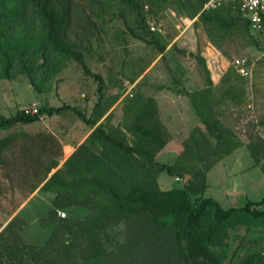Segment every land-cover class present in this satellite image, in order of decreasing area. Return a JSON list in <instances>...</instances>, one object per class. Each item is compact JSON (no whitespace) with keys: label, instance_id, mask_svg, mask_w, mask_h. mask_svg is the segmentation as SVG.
<instances>
[{"label":"trees","instance_id":"1","mask_svg":"<svg viewBox=\"0 0 264 264\" xmlns=\"http://www.w3.org/2000/svg\"><path fill=\"white\" fill-rule=\"evenodd\" d=\"M207 1L0 0V80L25 75L35 92L46 94L61 82L59 75L72 60L98 82L99 94L89 116L68 105L42 106L34 114L23 109L8 117L0 113V132L64 111L74 112L92 129L61 165L62 145L52 133L19 131L0 138V165L5 164L4 153L19 142L20 163L37 179L29 194L37 189L53 194L51 208L38 220L41 227L52 228L46 241L26 243V223L15 215L0 231V264H264V193L259 201L227 208L205 196L209 171L242 145L211 112L205 59L195 55L206 88L177 90L189 97L203 129L191 131L171 165L155 159L170 140L155 100L139 89L132 91L113 125L114 112H107L118 96L103 99L109 83L85 61L84 44L103 30V6L110 3L122 7L120 15L125 10L133 14V39L156 47L160 60L167 59L166 45L150 31L147 16L155 18L170 6L178 17L194 20L192 26L217 50L232 38L259 46L236 2L203 10ZM259 32L264 34V19ZM235 83L245 84L246 78L228 68L220 80L221 99L241 102ZM260 125L264 128V119ZM249 138L246 147L254 166L264 172V140ZM163 172L188 179L182 187L162 190L158 177ZM72 208L83 215L57 214Z\"/></svg>","mask_w":264,"mask_h":264},{"label":"rangeland","instance_id":"2","mask_svg":"<svg viewBox=\"0 0 264 264\" xmlns=\"http://www.w3.org/2000/svg\"><path fill=\"white\" fill-rule=\"evenodd\" d=\"M121 8L115 3L104 5L103 30L84 44L87 66L92 72L99 74L105 83H109L102 90L103 97L121 91L122 94L126 92L128 96L133 89L130 80L141 72L137 80L140 83L135 85L133 92L139 89L144 94H150L149 88L155 84H168L178 88V84L170 83L171 77L185 75L191 78L200 77L201 73L197 67L195 55L202 56L205 53L209 66L213 70L219 66L220 68L224 66L226 69L233 68L232 64L236 59H246L249 77H246L245 85L248 92L257 97L256 110H262L264 104L260 100L264 96V34L262 32L254 34L259 44L258 47L247 45L238 38H232L224 43L220 50L216 49L218 54L206 41L199 27L190 25L184 32V24L170 6L160 11L155 18L147 16L148 25L152 24L161 30V33L155 32V34L159 35L161 42L166 45V49L168 48L165 52L167 59L160 60L156 47L147 46L133 39L130 28L134 27V16L125 9L123 15H120ZM144 10L147 11L148 7ZM93 20L98 28H101L100 22L95 18ZM206 47H208L207 50ZM214 53L217 55L216 58ZM154 61L156 64L153 66ZM143 76L144 79L141 80ZM59 78L61 82L46 94L35 92L25 75L13 81L0 80V113L8 117L19 109L32 111L42 106L68 105L87 116L99 97L98 82L86 76L72 60L67 62ZM121 105L122 101L112 120L115 124L120 120ZM252 111L248 109L246 112V115L252 116L248 117L250 123L255 120L253 116L256 113L253 114ZM82 127L85 128L83 121L74 112L64 111L50 118L42 116L38 122L33 124L14 126L7 131L0 132V138L19 131L30 135L46 132L54 133L53 135L63 145L79 140L76 135ZM180 139L181 136L178 141ZM19 144V142L16 143L11 152L4 153L5 164L0 165V231L16 214L20 205L30 197V188L37 180L32 170L29 171L21 165ZM68 150L67 148L66 151ZM159 160L162 161V158L160 157ZM187 179L188 176H183L179 181L174 182L166 172L160 175V180L167 183L163 184V189L182 187ZM209 184L210 188L205 191V196L213 197L225 208L239 207L246 201L261 199L264 193V172L258 166H254L249 155L237 160L234 156H230L213 167L209 175ZM235 190L236 194L233 193ZM225 192H231L232 195H226ZM39 196H44V194ZM40 199L42 198L32 199L19 215V218L26 220L28 224L22 232V238L32 244H43L51 232V227H41L37 221V218L48 209V203ZM63 212L66 213V217L83 215L82 211L78 210Z\"/></svg>","mask_w":264,"mask_h":264},{"label":"crops","instance_id":"3","mask_svg":"<svg viewBox=\"0 0 264 264\" xmlns=\"http://www.w3.org/2000/svg\"><path fill=\"white\" fill-rule=\"evenodd\" d=\"M191 26H192V24H191ZM211 47L214 49V51L216 53H218V51L212 45H211ZM167 49L165 50V52L167 51ZM207 49H208V47H206V50ZM202 57L205 59L206 67L209 71V78H210V81L212 83L211 95H210V99H211V103H212L211 112H213V114L217 117V119H219V121H221L224 125H226L233 132V134L236 136V138L238 140H240V142L242 143V145L240 147L235 149L227 157L234 156L236 160L239 158L245 157V155H249L251 157V155H250V153L246 147V145L249 143L250 135L251 134L255 135V136L258 135L259 137H261L264 140V128L260 125V121L264 119V104L262 106L261 111L256 110L255 106H256L257 97H255L254 94H250L248 92L247 86L245 84L239 85V84L235 83L236 87L239 88L240 93H241V102L233 104L228 98L221 99L220 98L221 93L219 91V85H220V80H221L223 74L226 72L227 69L224 66H223V68H220V66H219V67H217V69L213 70L209 66L208 58H207L205 53L202 54ZM216 57H217V55L215 54V58ZM159 58H160V55H159ZM158 59H157V61H158ZM155 64H156V61H154L153 66ZM221 65H222V62H221ZM215 71H216V73H215ZM137 80L132 84L130 83L131 87L133 86V89H134L135 85H137V83H138ZM171 80L172 81L170 83L178 84V88L171 87L168 84H157V85L155 84V85H151V88H149L150 94H145V95H147V96H149L155 100V102L157 104V108H158L159 119L170 134L169 142L164 146V148L155 157L157 162L162 163V164H166V165H171L174 163V161L176 160V158L178 157V155L180 154V152L182 150L181 149L182 148V142L188 137V135L191 133L192 130H194L195 128L203 129V125L201 124V121H200L199 117L197 116L196 111H195L194 107L192 106L189 97L185 94H183V95L178 94L177 90H184L185 92H192V91L204 89L207 86L206 82H205V78L202 75L198 78H191L188 75H185L183 77L182 76L181 77L180 76H172ZM113 84L117 85L115 83H113ZM160 86H164V88L160 89ZM133 89H132V91H133ZM263 89H264V87H263ZM121 92H119V93L114 92L111 94V96H107V97L104 96L103 97L104 100H108V99H111L115 95L118 96V99L115 101V103L109 109L107 114H109L112 111L115 114L118 105L127 96L126 92L123 94ZM262 97L263 98H260V100L264 103V96H262ZM92 109H93V107H92ZM248 109L253 110L252 111L253 114L256 113L255 114L256 116L255 115L253 116V117H255V120L252 123H250L248 121V117L250 118L252 116L246 115V112ZM91 112H92V110H91ZM91 112L88 113L87 116H89L91 114ZM105 116L98 122V124L104 120ZM111 122L113 125H116L113 121H111ZM84 126H85V128H83V127L80 128L79 134L76 135V137H78L79 140H77L75 143H72V142L68 143L67 142L66 144L62 145V157H61V161H60L61 164L64 162V160L66 158H68L72 154V152L75 150V148L77 146H79L81 143L84 142L86 137L92 131V129L89 126H87L85 123H84ZM52 134H54V133H52ZM180 136H181V139H180V141H178ZM67 148L69 149L68 151H66ZM160 157L162 158V161L159 160ZM227 157H225V158H227ZM221 161H219V162H221ZM213 167H215V165ZM213 167H212V169H213ZM211 170L208 173V185H209L208 188H210L209 175H210ZM160 175L158 177V183H159V186L162 190H169L171 188H174V187H171L168 189H163L162 188L163 184L166 185L167 183H166V181L163 183L160 180ZM185 176H187V175H185ZM172 178H173V181L175 182L176 178L180 179L181 177H172ZM233 193L236 194L237 193L236 190ZM43 194H44V196H39V195H43ZM225 194L226 195H232L231 192H225ZM36 197H40V198H42V199H40L41 201L48 203V209L46 210V212L51 208V203L53 200V194L41 192L37 189L33 193L30 194V197L23 204L20 205V207H19V209L15 215L17 217H19V215L21 214L22 211H24V209L27 207L29 202ZM75 210L82 211L81 209H78V208H72L69 211L73 212ZM43 215H41V216H43ZM41 216H39L37 218V221L39 220V218ZM21 220H23V219H21ZM23 221L26 223V227H27V225H28L27 221L26 220H23ZM38 223H39V221H38ZM47 227H51V226H47ZM44 228H46V227H44ZM51 230H52V228H51ZM26 243H29V242H26Z\"/></svg>","mask_w":264,"mask_h":264},{"label":"built area","instance_id":"4","mask_svg":"<svg viewBox=\"0 0 264 264\" xmlns=\"http://www.w3.org/2000/svg\"><path fill=\"white\" fill-rule=\"evenodd\" d=\"M236 2L239 5L241 16L243 19L247 20L250 26V30L253 34L258 33L262 30L263 19H264V0H208L204 5L203 10H209L217 8L223 4L234 3ZM180 21L184 24L183 31L193 23L194 20L188 18H180ZM179 26H177L178 28ZM149 29L153 33H161V30L157 27H154L152 24L149 25ZM234 70L242 77H249V71L247 67L246 59H236L233 62ZM29 113H36L37 110L27 111ZM179 181V178L175 179ZM60 218H65V212L59 210L57 212Z\"/></svg>","mask_w":264,"mask_h":264}]
</instances>
